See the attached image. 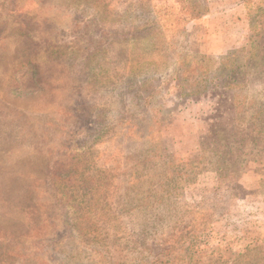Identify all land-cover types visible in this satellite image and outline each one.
I'll use <instances>...</instances> for the list:
<instances>
[{"label": "rangeland", "instance_id": "rangeland-1", "mask_svg": "<svg viewBox=\"0 0 264 264\" xmlns=\"http://www.w3.org/2000/svg\"><path fill=\"white\" fill-rule=\"evenodd\" d=\"M0 264H264V0H0Z\"/></svg>", "mask_w": 264, "mask_h": 264}]
</instances>
